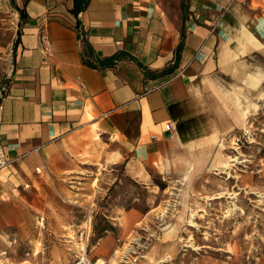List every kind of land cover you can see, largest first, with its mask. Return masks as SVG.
<instances>
[{
    "label": "crops",
    "instance_id": "0c3cea01",
    "mask_svg": "<svg viewBox=\"0 0 264 264\" xmlns=\"http://www.w3.org/2000/svg\"><path fill=\"white\" fill-rule=\"evenodd\" d=\"M14 4L0 0V238L91 220L89 256L108 264L147 214L100 206L88 172L150 185L207 166L264 97V0H90L79 18L74 0Z\"/></svg>",
    "mask_w": 264,
    "mask_h": 264
},
{
    "label": "rangeland",
    "instance_id": "374dc122",
    "mask_svg": "<svg viewBox=\"0 0 264 264\" xmlns=\"http://www.w3.org/2000/svg\"><path fill=\"white\" fill-rule=\"evenodd\" d=\"M252 110L207 166L185 176L155 175L152 184L142 185L122 167L88 172L97 189L107 190L100 206L147 214L108 264H264V97ZM38 226L35 244L0 238V264H71L81 249L78 232H49L44 219Z\"/></svg>",
    "mask_w": 264,
    "mask_h": 264
},
{
    "label": "built area",
    "instance_id": "2783aa9c",
    "mask_svg": "<svg viewBox=\"0 0 264 264\" xmlns=\"http://www.w3.org/2000/svg\"><path fill=\"white\" fill-rule=\"evenodd\" d=\"M170 129V126H168ZM8 164L7 155L2 142L0 141V169L6 167ZM92 236V221L89 220L85 227H82L78 232V243L81 247L80 252L75 256L71 264H99L98 261L91 259L87 252L90 238Z\"/></svg>",
    "mask_w": 264,
    "mask_h": 264
},
{
    "label": "trees",
    "instance_id": "16d2710c",
    "mask_svg": "<svg viewBox=\"0 0 264 264\" xmlns=\"http://www.w3.org/2000/svg\"><path fill=\"white\" fill-rule=\"evenodd\" d=\"M11 3L12 5L15 6L14 4V0H11ZM90 3V0H74V5H73V9H72V13L75 15L76 18H79V15L85 11L88 7ZM21 16L22 18L25 17V15L23 13H21ZM183 40H184V34L182 35V41L181 43L179 44L177 50H176V61H175V64L173 65V67L167 69V70H164L161 74H165L167 72H171L174 70V68L177 67L178 65V62H179V59H180V53L182 51V48H183ZM117 57H115L114 59H116ZM147 70H146V75H147Z\"/></svg>",
    "mask_w": 264,
    "mask_h": 264
}]
</instances>
